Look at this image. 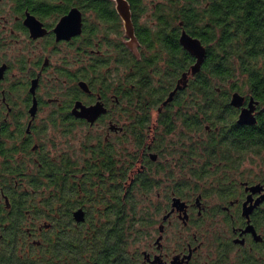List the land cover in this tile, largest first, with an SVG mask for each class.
<instances>
[{
    "label": "flooded vegetation",
    "instance_id": "flooded-vegetation-1",
    "mask_svg": "<svg viewBox=\"0 0 264 264\" xmlns=\"http://www.w3.org/2000/svg\"><path fill=\"white\" fill-rule=\"evenodd\" d=\"M126 1L131 31L119 0H0V237L17 217L27 244L53 241L57 264L89 261L93 238L123 222L126 184L144 177L152 222L134 264H264V100L242 94L191 142L163 100L147 141L127 143L140 104L125 49L140 60L150 14ZM82 108L104 111L91 121ZM77 241L88 246L76 256Z\"/></svg>",
    "mask_w": 264,
    "mask_h": 264
},
{
    "label": "trees",
    "instance_id": "trees-1",
    "mask_svg": "<svg viewBox=\"0 0 264 264\" xmlns=\"http://www.w3.org/2000/svg\"><path fill=\"white\" fill-rule=\"evenodd\" d=\"M129 1L137 18L149 13L150 19L139 28L143 44L140 60L125 49V79L134 85L129 90L140 104V108L130 110L133 131L127 143L142 146L147 141L152 110L168 98L186 72V85L164 108H180L173 120L187 127L190 142L196 138L193 132L217 123L218 108H233V93L250 92L264 100V0ZM181 30L199 38L206 47L204 61L195 74L190 71L196 58L179 43ZM162 121L166 127L170 118ZM125 155L127 161L134 159L130 150ZM128 175L126 167L125 180ZM28 179L37 185L38 177ZM144 179H139L140 184L137 179L126 184L123 222H115L107 238H93L89 261L77 258L75 263L63 264H118V258L124 264H134L135 245L152 222L147 205L150 189ZM47 183L52 185V178ZM7 222L0 240L8 241V249L0 244V264H57L51 239L30 246L27 225L17 217ZM76 243L74 255L79 251L84 254L87 242Z\"/></svg>",
    "mask_w": 264,
    "mask_h": 264
},
{
    "label": "water",
    "instance_id": "water-1",
    "mask_svg": "<svg viewBox=\"0 0 264 264\" xmlns=\"http://www.w3.org/2000/svg\"><path fill=\"white\" fill-rule=\"evenodd\" d=\"M119 8L126 20V28L128 31H131V21H130V12H129V5L126 0H119ZM180 43L181 45L189 51L195 58L196 62L192 66L191 73L195 74L200 70V67L204 61L205 55H206V47L201 42V40L197 37L192 36L190 33H188L186 30H182L181 36H180ZM189 72H186L183 74L182 78H180L178 85L176 88L170 93L169 97L164 101V104H167V102L171 101L173 98V95L176 93L178 89H182L186 83H187V76ZM244 101V96L238 92L233 93L231 104L234 106H241ZM104 109L101 108H82L81 111L77 112L79 116L86 117L87 119L94 121L96 117L102 112ZM250 111L243 110L239 122L240 123H247L249 117ZM178 200V199H176Z\"/></svg>",
    "mask_w": 264,
    "mask_h": 264
}]
</instances>
